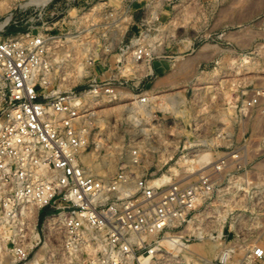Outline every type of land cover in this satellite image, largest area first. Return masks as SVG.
Wrapping results in <instances>:
<instances>
[{
	"label": "rangeland",
	"instance_id": "rangeland-1",
	"mask_svg": "<svg viewBox=\"0 0 264 264\" xmlns=\"http://www.w3.org/2000/svg\"><path fill=\"white\" fill-rule=\"evenodd\" d=\"M27 31L58 34L49 65L61 89L115 74L123 82L116 100L91 97V139L101 137L107 161L97 170L126 163L167 186L192 177L197 190L216 170L178 229L183 244L161 246L149 264H264L253 256L264 244V0H0V37ZM202 147L218 163L229 156L228 173L194 163ZM4 239L0 264H21Z\"/></svg>",
	"mask_w": 264,
	"mask_h": 264
},
{
	"label": "built area",
	"instance_id": "built-area-1",
	"mask_svg": "<svg viewBox=\"0 0 264 264\" xmlns=\"http://www.w3.org/2000/svg\"><path fill=\"white\" fill-rule=\"evenodd\" d=\"M57 38L58 34L32 31L0 37L4 240L21 264H143L142 258L152 260L161 246L182 245L184 236L178 229L191 207L207 197L205 184L214 188L211 176L216 170L199 180L201 190L189 184V176H180L168 186L165 178L137 177L126 163L114 174L97 170L107 161L100 159L101 137L91 139V97L116 100L123 82L115 74L61 89L54 81L64 77H51L56 68L49 65L55 53L50 46ZM134 53L137 58L148 54L141 45ZM140 101L144 105L148 97ZM198 150L194 163L199 167L214 163L217 171L223 167L228 171L229 156L218 163L207 154L209 149ZM92 157L98 167L89 162ZM46 206L55 210L41 216ZM232 243L224 245L220 262L230 261ZM253 256L264 258L263 243L254 246Z\"/></svg>",
	"mask_w": 264,
	"mask_h": 264
},
{
	"label": "bare ground",
	"instance_id": "bare-ground-1",
	"mask_svg": "<svg viewBox=\"0 0 264 264\" xmlns=\"http://www.w3.org/2000/svg\"><path fill=\"white\" fill-rule=\"evenodd\" d=\"M33 1H37V0H33ZM40 1H41V0H40ZM131 151H133V150H131ZM207 154H209V153H207ZM134 155H135V154H134ZM130 156H131V155H130ZM130 156H129V157H130ZM108 160H109V159H108ZM195 160H197V159H195ZM91 162H92V161H91ZM91 162H90V163H91ZM109 162H110V161H109ZM109 162H108V164H109ZM127 162H128V161H127ZM92 163H94V162H92ZM111 163H112V162H111ZM94 165H95V164H94ZM103 167H104V166H103ZM105 167H106V166H105ZM98 169H99V168H98ZM103 170H104V169H103ZM175 248H176V247H175ZM142 260H143V264H149V263H151V262H150V261H151V256H149V257H147V256H146V257H143ZM59 263L61 264L60 261H58V264H59Z\"/></svg>",
	"mask_w": 264,
	"mask_h": 264
},
{
	"label": "crops",
	"instance_id": "crops-1",
	"mask_svg": "<svg viewBox=\"0 0 264 264\" xmlns=\"http://www.w3.org/2000/svg\"><path fill=\"white\" fill-rule=\"evenodd\" d=\"M155 67V64H153V68Z\"/></svg>",
	"mask_w": 264,
	"mask_h": 264
}]
</instances>
